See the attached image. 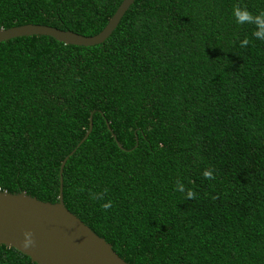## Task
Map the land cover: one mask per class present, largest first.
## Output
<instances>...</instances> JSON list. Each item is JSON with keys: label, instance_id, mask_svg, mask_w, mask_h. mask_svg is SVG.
<instances>
[{"label": "trees", "instance_id": "obj_1", "mask_svg": "<svg viewBox=\"0 0 264 264\" xmlns=\"http://www.w3.org/2000/svg\"><path fill=\"white\" fill-rule=\"evenodd\" d=\"M123 1L0 0V29L93 37ZM234 6L264 0H136L100 45L1 42L0 189L57 203L92 117L64 202L122 259L264 264V40ZM0 264L36 263L0 245Z\"/></svg>", "mask_w": 264, "mask_h": 264}, {"label": "water", "instance_id": "obj_2", "mask_svg": "<svg viewBox=\"0 0 264 264\" xmlns=\"http://www.w3.org/2000/svg\"><path fill=\"white\" fill-rule=\"evenodd\" d=\"M136 0H124L106 28L96 36L85 37L72 31L28 24L0 29V43L21 37L48 36L66 45L103 44L116 30ZM90 129L78 147L63 161L60 169V194L57 203L44 202L26 192L0 191V245L14 248L36 264H129L104 238L98 236L64 202V168L69 158L89 138ZM115 139L116 136L114 135ZM31 231L35 246L22 247L24 233Z\"/></svg>", "mask_w": 264, "mask_h": 264}, {"label": "clouds", "instance_id": "obj_3", "mask_svg": "<svg viewBox=\"0 0 264 264\" xmlns=\"http://www.w3.org/2000/svg\"><path fill=\"white\" fill-rule=\"evenodd\" d=\"M233 16L235 17L236 23L238 24H253L255 25V30L253 31V36L256 39L264 40V11H261L258 15H252L246 7L241 8L239 6H234L233 8ZM250 41L245 38L243 41L240 42V47H247L249 45ZM203 177L205 179H215L213 172L211 170H205L202 173ZM178 183L177 191L184 192V187L182 184ZM2 191V189H0ZM80 191H83V189H80ZM106 191L104 193H89V198L92 200H99L103 198V195L106 194ZM186 199H195L196 194L192 190L187 191V195L185 197ZM112 207V202L108 201L107 203H104L101 205V208L107 212ZM24 240L22 242V247L24 249H29L31 247L35 246V240L33 239V233L31 231H27L24 234Z\"/></svg>", "mask_w": 264, "mask_h": 264}]
</instances>
